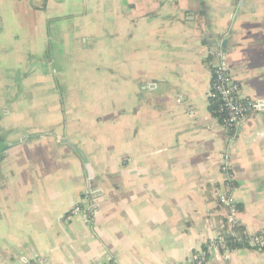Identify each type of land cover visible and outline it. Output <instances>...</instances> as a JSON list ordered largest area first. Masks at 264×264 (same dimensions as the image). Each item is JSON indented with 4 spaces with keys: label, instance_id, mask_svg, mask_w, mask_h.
<instances>
[{
    "label": "crops",
    "instance_id": "1",
    "mask_svg": "<svg viewBox=\"0 0 264 264\" xmlns=\"http://www.w3.org/2000/svg\"><path fill=\"white\" fill-rule=\"evenodd\" d=\"M39 5L0 0V264H190L221 233L224 191L245 235L264 231V0ZM220 42L263 106L236 132L209 111ZM85 193L91 225L69 215Z\"/></svg>",
    "mask_w": 264,
    "mask_h": 264
},
{
    "label": "built area",
    "instance_id": "2",
    "mask_svg": "<svg viewBox=\"0 0 264 264\" xmlns=\"http://www.w3.org/2000/svg\"><path fill=\"white\" fill-rule=\"evenodd\" d=\"M208 56L213 59L212 65V80L208 92V98L217 103L216 119L218 124L228 132H236L245 118L255 112H261L263 109L262 103L252 101L251 99L242 98L240 96V87L236 83L230 73L229 68L224 61V51L221 48V42L209 49ZM215 117V116H214ZM221 172L224 175L225 183L230 187L232 176L229 170L228 156L225 154L221 164ZM98 198L90 193H85L81 199V203L74 206L69 215L75 216L82 214L86 221L91 225L94 220V205ZM217 203L225 213L224 225L227 229V234L240 240V234L236 230L240 227L238 219L239 211L235 199L226 191L217 195ZM243 232V231H242ZM242 234L245 235L243 232ZM248 246L251 249L261 251L264 246V231L259 234L248 236ZM215 243L209 245V256L212 250L219 253L216 261H210V257L204 251L192 257L190 264H228L229 255L233 251L224 249L223 237L220 233L216 234L213 239ZM245 249H249L245 247ZM24 264H39L37 262H27Z\"/></svg>",
    "mask_w": 264,
    "mask_h": 264
},
{
    "label": "trees",
    "instance_id": "3",
    "mask_svg": "<svg viewBox=\"0 0 264 264\" xmlns=\"http://www.w3.org/2000/svg\"><path fill=\"white\" fill-rule=\"evenodd\" d=\"M216 110H217V103L214 100L209 99V111L213 114V116H215V118L217 116L216 113H215ZM236 230L240 234V240L239 241H237V239L235 237L230 236L229 234H227L226 226L223 225V227L221 229L220 236L223 237L224 249L229 250V251H235V250H239V249H245V247L251 249L248 246V239H249V237L246 236V235H244V234H242L243 233L242 232L243 231L242 230V227L240 226ZM215 242H216V240H212V241L208 242L207 244L203 245L201 251L206 252L207 253L206 255L209 256V245H211L212 243H215ZM261 251H264V246H263V249Z\"/></svg>",
    "mask_w": 264,
    "mask_h": 264
},
{
    "label": "water",
    "instance_id": "4",
    "mask_svg": "<svg viewBox=\"0 0 264 264\" xmlns=\"http://www.w3.org/2000/svg\"><path fill=\"white\" fill-rule=\"evenodd\" d=\"M32 1H34V0H32ZM36 1V0H35ZM39 2L41 1V5H39V8H42L43 7V4H44V2L46 1V0H38ZM225 46H226V42L224 41L223 42V44H222V47L223 48H225Z\"/></svg>",
    "mask_w": 264,
    "mask_h": 264
},
{
    "label": "rangeland",
    "instance_id": "5",
    "mask_svg": "<svg viewBox=\"0 0 264 264\" xmlns=\"http://www.w3.org/2000/svg\"><path fill=\"white\" fill-rule=\"evenodd\" d=\"M27 107V105H24L23 108Z\"/></svg>",
    "mask_w": 264,
    "mask_h": 264
}]
</instances>
